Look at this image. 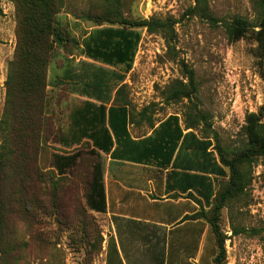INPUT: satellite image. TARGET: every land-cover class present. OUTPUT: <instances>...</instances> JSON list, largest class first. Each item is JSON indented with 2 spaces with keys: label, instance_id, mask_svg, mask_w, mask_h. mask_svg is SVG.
I'll use <instances>...</instances> for the list:
<instances>
[{
  "label": "rangeland",
  "instance_id": "1",
  "mask_svg": "<svg viewBox=\"0 0 264 264\" xmlns=\"http://www.w3.org/2000/svg\"><path fill=\"white\" fill-rule=\"evenodd\" d=\"M60 4L66 43L55 47L40 139L28 153L43 183L31 178L22 196L18 174L0 172V264H214L222 237L221 264H264L262 160L244 170L245 192L219 213L220 237L211 225L215 197L230 176L217 145L242 148L250 113L264 122V59L251 32L237 42L226 32L236 18L258 23L261 0H207L217 25L186 16L194 0H121L117 21L177 22L171 49L161 33L109 24L113 0ZM16 18L15 0H0V170L14 165L17 152L6 90ZM123 41L132 43L130 58L119 63L113 55ZM183 64L195 71L198 90L170 101V87L188 83ZM121 103L132 114L121 130L131 140L172 135L171 165L125 163L128 146L111 126ZM197 113L206 119L187 129Z\"/></svg>",
  "mask_w": 264,
  "mask_h": 264
},
{
  "label": "trees",
  "instance_id": "2",
  "mask_svg": "<svg viewBox=\"0 0 264 264\" xmlns=\"http://www.w3.org/2000/svg\"><path fill=\"white\" fill-rule=\"evenodd\" d=\"M61 0H15L17 23H16V48L14 57L9 64L7 87V105L9 111L13 113V135L16 144L14 155V165L1 169L3 172L10 169L20 177L18 181V191L22 196L26 195L29 186L35 180L42 184V176L38 170L30 171L28 153L34 149V145L39 141V132L42 129L43 104L46 90V80L49 66L54 58L55 47L65 46L66 32L62 30L57 18L61 10ZM109 15L113 17L106 20L109 24H122L128 28H144L150 34L161 33L168 45L173 47L176 38L174 20H160L151 18L149 20H123L117 21L115 17L119 15V5L121 0H113ZM195 6L189 8L186 16H200L213 25L221 22L214 17L209 10L207 0H194ZM262 12L258 23L251 24L242 18H236L231 23H226V32L230 42H237L251 32L254 41L257 43L259 57L264 59V0H261ZM102 23H100L101 25ZM132 43L121 42V51H115L114 57L119 63H126L130 58ZM104 59L112 63L111 54H106ZM91 56V54H90ZM101 59V56H93ZM103 59V57H102ZM184 65L185 77L188 83L175 82L168 92L170 101L180 99H191L198 90L196 74L193 69ZM122 88L118 90V96ZM119 116L111 120V126L117 142L127 145L126 149H121L126 160L136 163H150L154 160L157 165L167 168L172 163L176 141L169 133H164L162 138H148L143 141L131 140L126 131L121 132L122 125L128 118L132 123V114L128 104L121 103L119 106ZM112 111V109L110 110ZM204 115L196 114L193 122L187 123V129H195L200 121L205 120ZM126 128V125L123 128ZM246 143L236 151L229 152L222 146L217 145L220 163L230 170L229 181L215 197L212 206L211 225L217 237L221 236L218 225V215L221 210L233 198L242 195L247 186V179L244 170L254 162L262 160L264 162V122L261 113H250L246 117L245 125ZM108 142H112L111 135ZM1 166V165H0ZM16 168V170H15ZM29 168V169H28ZM33 180H32V179ZM4 205V204H3ZM5 206V205H4ZM178 221V220H177ZM175 221V222H177ZM187 218H182L175 225H182ZM225 238L220 240L221 253L214 259V264H221L225 259Z\"/></svg>",
  "mask_w": 264,
  "mask_h": 264
},
{
  "label": "crops",
  "instance_id": "3",
  "mask_svg": "<svg viewBox=\"0 0 264 264\" xmlns=\"http://www.w3.org/2000/svg\"><path fill=\"white\" fill-rule=\"evenodd\" d=\"M142 139H144V138H142ZM136 142H139V141H141L140 139H134ZM133 140V141H134ZM125 163H130V164H133V165H136V166H144V167H150V166H148V165H144V164H141V163H136V162H130V161H125Z\"/></svg>",
  "mask_w": 264,
  "mask_h": 264
}]
</instances>
